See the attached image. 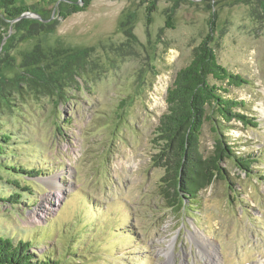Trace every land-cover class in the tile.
I'll list each match as a JSON object with an SVG mask.
<instances>
[{
    "label": "rangeland",
    "instance_id": "obj_1",
    "mask_svg": "<svg viewBox=\"0 0 264 264\" xmlns=\"http://www.w3.org/2000/svg\"><path fill=\"white\" fill-rule=\"evenodd\" d=\"M263 2L20 0L29 12H0V123L11 134L0 197L22 195L0 201V236L30 242L46 264H264ZM207 37L219 63L249 81L231 87L244 102L234 113L259 126L209 108L200 153L212 155L219 121L256 163L251 174L223 163L225 179L176 211L159 191L157 128L176 74ZM80 53L84 74H61ZM35 69L63 78L62 98L33 90Z\"/></svg>",
    "mask_w": 264,
    "mask_h": 264
},
{
    "label": "trees",
    "instance_id": "obj_2",
    "mask_svg": "<svg viewBox=\"0 0 264 264\" xmlns=\"http://www.w3.org/2000/svg\"><path fill=\"white\" fill-rule=\"evenodd\" d=\"M19 1L0 0V12L15 19L29 12L30 6H17ZM27 1L50 5L66 0ZM82 9L76 7L74 11ZM209 41L210 37L203 40L193 61L176 74L167 92V112L162 116L157 128L162 143L159 145L158 153L153 157V162L156 167L162 168L165 172L159 191L163 202L176 211H182L188 205L192 208L198 205L199 194L202 191L209 188L217 179H225L228 173L223 168V163L231 162L249 174L252 173L251 165L256 163L252 156L236 153L235 141L225 136L231 127L221 124L219 121L216 122L217 126L214 128L218 136H216L212 155L204 159L200 153V140L204 124L207 120H214L212 116H208L209 108H212L226 123L236 116L247 119L250 126H259V123H254V119L234 113L236 108L244 107V102L237 101L231 96V87H240L241 84L249 83V81L243 75L222 66L215 49L210 45L211 41ZM82 57V53L74 55L71 62H66L61 74L69 75L73 77L72 79L84 74L85 66L81 65ZM44 71L45 69H35L31 72V80L34 83L33 90L38 92L39 88L44 91L46 89L50 98L52 96L55 98L59 94H61L59 98H62L64 93L63 78L59 77L54 80L53 75H47ZM10 84L16 86L14 81H11ZM2 111L3 109L0 108V120ZM3 126L4 124L0 123L1 156L8 152V149L5 148L9 146L10 142V137L4 134L11 136ZM4 164L5 166L9 165ZM14 168L15 170L20 168L23 173L28 174L29 172L26 167ZM18 183L15 181L13 184L18 187ZM14 198H22L19 190H13L6 200L0 197V201L13 203L12 199ZM31 249L33 250L30 242L22 239L15 241L14 238L0 236V264H46L40 255L36 258L33 252L30 253Z\"/></svg>",
    "mask_w": 264,
    "mask_h": 264
},
{
    "label": "bare ground",
    "instance_id": "obj_3",
    "mask_svg": "<svg viewBox=\"0 0 264 264\" xmlns=\"http://www.w3.org/2000/svg\"><path fill=\"white\" fill-rule=\"evenodd\" d=\"M50 184H52V181L49 182ZM66 191V190H65ZM63 188H60L59 190H57L56 192V198L57 200H60V197H62L61 195L65 192ZM47 207V206H46ZM49 209V207H47ZM36 216V215H35Z\"/></svg>",
    "mask_w": 264,
    "mask_h": 264
}]
</instances>
